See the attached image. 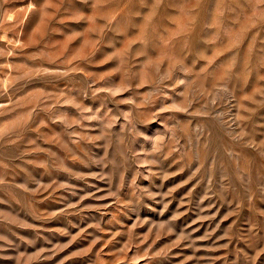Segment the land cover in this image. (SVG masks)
Returning <instances> with one entry per match:
<instances>
[{"label":"rangeland","instance_id":"374dc122","mask_svg":"<svg viewBox=\"0 0 264 264\" xmlns=\"http://www.w3.org/2000/svg\"><path fill=\"white\" fill-rule=\"evenodd\" d=\"M154 3L120 0L123 11L109 24L107 17L117 6L94 7L95 0H0V90H4L0 104L6 105L0 109V128L8 125L10 129L0 146V177L5 180L0 185V213L6 217L0 218V236L5 237L0 240V264H264V107L244 122L248 135L241 134L236 125L229 128L207 116L190 115L197 105L177 111V120L187 127L177 133L178 150L157 164L148 163L153 159L149 154L172 113L137 125L143 135L130 145L136 156L115 136L111 145L103 139L76 137L79 146L69 143L68 147L85 163L65 161L76 176L27 163L47 158L32 151L37 146L61 158L67 155L41 138V134H61V140L68 139L63 135L65 126L48 120L42 110L51 103L45 99L47 94L71 95L93 112L99 109L100 115L109 109L116 114L117 107L130 110L127 104L109 101L102 107L101 99L83 97L81 89L86 85L82 81L91 79L85 72L112 73L106 79L119 87L124 73L114 70L121 68L120 61L108 57L129 45L130 50L138 48V42L132 41L145 23L153 61L161 60L171 44L178 47L187 40L191 52L184 62L188 66L195 62L193 71L208 63L199 59L201 52L215 55L212 68L221 71L239 53L238 61L247 59L251 71L246 84L242 79L235 81L236 95L264 88V80H259L264 76V24L248 29L238 47L231 46L232 38L226 34V29L237 33L245 27L244 17L251 14V7L243 6L244 0H165L152 16ZM261 9L264 5L257 10ZM241 12L243 16L237 19ZM189 17L194 19L190 22ZM217 20L221 22L219 39L208 44L217 29L207 25ZM143 61L144 57H137L133 71L140 70ZM73 68L84 71L73 72ZM39 69L49 71L39 74ZM19 76L25 78L17 80ZM204 86L210 88L208 82ZM148 88L137 90L143 93ZM182 91L183 85L169 90L178 105ZM130 95V91L118 92L115 100ZM24 97L28 100L17 106ZM245 106L255 107L247 101ZM58 109L72 119L80 116L69 104ZM236 111L233 108L230 115ZM30 112L25 124L23 118ZM41 121L45 126L40 127ZM124 123L118 120L111 131L119 133ZM82 124L73 127L88 137L100 135L99 121ZM37 127L39 132L32 130ZM181 152H189L192 158L181 159ZM60 184L70 187L60 188ZM11 219L32 227H20ZM162 223L173 231L160 229Z\"/></svg>","mask_w":264,"mask_h":264},{"label":"clouds","instance_id":"9594fccd","mask_svg":"<svg viewBox=\"0 0 264 264\" xmlns=\"http://www.w3.org/2000/svg\"><path fill=\"white\" fill-rule=\"evenodd\" d=\"M6 3L7 0H4ZM63 3V0H60ZM131 3V0H128ZM146 0H140L141 4H145ZM199 3V0H197ZM101 4L106 5H116L117 8L112 12V14L107 17L109 24L112 20H115L118 15L123 11L122 8H119L120 0H95L94 7H99ZM165 4V0H155L153 5L152 16H155V9ZM264 5V0H244L243 6L251 7V14L244 17L245 27L242 28L239 32L233 33L231 30L226 29V34L232 38V47H238L242 41L243 34L250 28L256 27L257 25L264 24V9L257 10L259 6ZM126 6V5H125ZM32 5H29L31 8ZM2 5H0V11H2ZM135 15L139 16L140 13L137 12ZM223 15V13H220ZM243 16V13H239L237 19H240ZM84 18V17H81ZM194 17H189V20H193ZM22 23V21H21ZM220 21H214L212 24L207 25L209 28H216L217 32L208 39L206 43L215 44L219 39V27ZM136 27V25H133ZM148 23L141 25V34L137 37L136 41L132 43L139 44V47L135 50H130L131 45L124 48L122 51L114 53L112 56H109L108 59H118L121 64V68H117L114 71L123 70V79L117 87L114 84H111L106 78L111 76L112 73H105L101 75H95L92 73L85 72V77H91V79H85L82 81L85 88L81 89V94L83 97L87 98L91 96L92 99H101L102 107H106L107 102L111 101L119 104H127L130 106L128 111H120L117 107L116 114L112 113V110L109 109L100 115V110L96 112L90 107L84 106L82 103H77L76 99L71 95L61 94V96H56L52 94H47L45 96L46 100L51 101L50 104L45 106L42 110L48 114L47 119L52 122H60L65 126L64 133L68 139L67 141L61 140V134H54L51 137L41 134V138L44 139L45 143L56 144L62 149L65 150L67 155L64 158L57 156V154L50 149L41 148L39 146L32 149L35 153H44L46 159H41L38 161L29 160L27 163L35 164L40 168H44L46 171L50 168H55L57 170L70 173L73 176H76V173H73L70 168L66 166V160H79L81 163H85L79 155L74 151L69 149L68 144H77L78 141L75 139L79 137L80 140H99L103 139L107 142L108 145L112 144V137L115 136L117 142L120 145H123L125 150L131 153L133 156L138 155L137 153L132 152L131 143L138 136H142L143 133L140 132L137 128L138 124H148L151 121H154L161 115V113H172L165 118L164 128L166 131L161 135L157 136L153 143L152 152L149 154L153 159L149 160V164H157L167 156L171 155L172 152L177 151V145L180 141V136L178 132H184L187 125L181 123L177 120L175 113L177 111H187L192 108L193 105H197L196 111L190 113V115H203L207 116L213 122L221 123L227 125L229 128L232 125H236L237 128H240L241 134L248 135L244 131L246 125L245 121H250L255 115L256 111L260 107H264V88H256L253 92L249 94H244L237 96L236 95V86L235 81L243 80L247 83L248 75L250 74L251 69L248 66V60L245 59L243 62H239L237 57L239 53L233 55L226 67H223L221 71L220 68H212V64L215 60V55L209 56L204 52L199 53V59L208 61L207 65L201 68L199 71H193L195 68V62L191 66L185 64V59L187 55L191 52V48L187 40L177 44H171L167 53L159 61H153L149 55V33H148ZM113 30L121 31L119 28ZM190 30V29H189ZM264 52V49L261 50ZM91 55V53H90ZM137 57H144V61L140 64V70L133 71V67L136 64ZM163 65L161 68L160 65ZM261 66L264 67V57L261 58ZM211 69V70H210ZM235 70V71H233ZM39 74L48 73V69H39L37 70ZM73 72L84 71L82 68H73ZM66 74V73H65ZM182 74V76L180 75ZM24 76L16 77L17 80H23ZM259 80H264V76H260ZM104 83H101V82ZM205 82L210 84V88H205ZM149 86L148 90L143 93L139 92L137 89ZM183 85L185 91L180 92L178 95L183 99L179 102L169 95V90H175L177 86ZM69 93L71 89L68 90ZM130 91L131 95L121 101H116L115 96L118 92ZM243 91V89H241ZM105 93L106 95L100 96L99 94ZM4 95V90H0V96ZM28 100L27 97L23 98V101L18 103L17 106H23V102ZM170 101L171 103H168ZM250 102L255 107H246L245 102ZM157 102L160 106L157 108ZM69 104L78 109L80 116L78 119L69 118V116L60 112L58 105ZM6 105L0 104V109H5ZM235 108L237 111L234 115H230L232 109ZM35 112V108L32 109ZM246 113V114H245ZM0 115H3V112L0 111ZM31 112L24 117V123L27 124L28 119L31 117ZM225 117L227 119H225ZM123 119L124 124L121 125L119 133H113L111 130L113 126L117 123L118 120ZM82 121H99L100 135L96 137H88L85 133L79 132L73 125H80L83 127ZM168 121H174L171 126ZM45 126L43 121H41L40 127ZM40 127L32 129L33 131L39 132ZM9 126L5 125L3 128H0V146L4 142L5 136L8 134ZM254 134V133H253ZM19 135L17 139H19ZM199 137H197V140ZM8 143L15 144L16 140H9ZM29 144L35 145V140H29ZM264 143V142H262ZM208 144L203 145V149H207ZM84 151L83 149H80ZM85 157L88 156L87 152H84ZM191 159L189 152H181V159L184 158ZM197 159H200V154L197 152ZM201 166H203V161H201ZM168 174H164V178L167 179ZM5 180L0 177V185H4ZM19 188H23L25 192L30 191L25 185H17ZM60 188H67L70 185L60 184ZM167 205H165V209ZM54 215V214H53ZM0 218H6L0 213ZM176 219V217H173ZM11 223L18 224L20 227L29 228L32 225H29L23 221H18L16 219H11ZM160 229H166L167 233H171L173 229L168 227L166 224H160L158 226ZM186 237L181 236L180 239H185ZM5 237L0 236V240H4Z\"/></svg>","mask_w":264,"mask_h":264}]
</instances>
